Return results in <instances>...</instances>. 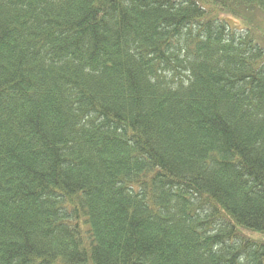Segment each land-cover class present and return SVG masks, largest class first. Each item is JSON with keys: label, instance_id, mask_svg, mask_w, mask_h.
<instances>
[{"label": "trees", "instance_id": "16d2710c", "mask_svg": "<svg viewBox=\"0 0 264 264\" xmlns=\"http://www.w3.org/2000/svg\"><path fill=\"white\" fill-rule=\"evenodd\" d=\"M240 228L264 0H0V264H264Z\"/></svg>", "mask_w": 264, "mask_h": 264}, {"label": "rangeland", "instance_id": "374dc122", "mask_svg": "<svg viewBox=\"0 0 264 264\" xmlns=\"http://www.w3.org/2000/svg\"><path fill=\"white\" fill-rule=\"evenodd\" d=\"M230 19L232 23H238L236 19H233V18H230ZM239 230L245 233L251 239L264 242V231L257 232V231H252V230H248L244 228H240Z\"/></svg>", "mask_w": 264, "mask_h": 264}]
</instances>
